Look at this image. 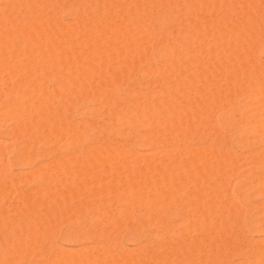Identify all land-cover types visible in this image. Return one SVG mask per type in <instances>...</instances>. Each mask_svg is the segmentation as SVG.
Returning <instances> with one entry per match:
<instances>
[{
	"label": "bare ground",
	"instance_id": "bare-ground-1",
	"mask_svg": "<svg viewBox=\"0 0 264 264\" xmlns=\"http://www.w3.org/2000/svg\"><path fill=\"white\" fill-rule=\"evenodd\" d=\"M260 56L264 0H0V264H264Z\"/></svg>",
	"mask_w": 264,
	"mask_h": 264
},
{
	"label": "rangeland",
	"instance_id": "rangeland-1",
	"mask_svg": "<svg viewBox=\"0 0 264 264\" xmlns=\"http://www.w3.org/2000/svg\"><path fill=\"white\" fill-rule=\"evenodd\" d=\"M58 13H60V12H58ZM58 13L56 14V15H58ZM61 14V15H60ZM58 16H60L59 18H61L60 20H62V22L63 23H65L66 25H69L72 21H70V20H72V19H70L68 16H66V15H64V14H62V13H60ZM57 16V17H58ZM211 16V15H210ZM70 21V22H69ZM260 59L261 60H263V62H264V56H260ZM159 62H161L160 60L157 62V65L159 64ZM161 64V63H160ZM151 81H152V83L154 82V78H150V79H148V82L149 83H151ZM78 101V100H77ZM74 102H76V101H74ZM78 103V102H77ZM74 104H76V103H73V105ZM72 105V107H74ZM78 106H76L75 105V110H77V112L76 113H82L81 111V109H79V108H77V107H80V104H77ZM98 106V104H96V105H94V107L96 108ZM99 107V106H98ZM80 110V111H79ZM217 111H219L218 109L217 110H215V117H216V119H218L219 120V114H220V112H217ZM79 113V114H80ZM82 114H80L79 116L78 115H74L73 117V119H75V122H74V120H73V123H76V121H79V122H82L81 120H82V118H84V117H82L81 116ZM77 116V117H76ZM77 119V120H76ZM72 123V122H71ZM224 131H225V133L224 134H226V135H228L229 134V131H228V129H226V128H224ZM223 131V132H224ZM6 131L5 130H1L0 131V140L2 141V143H5V142H7L8 144L6 145V146H3V145H5V144H2V147L4 148V147H6L7 148V150H8V152L11 150L10 148H11V143H10V140L12 141V139H10L9 137H8V139H6L7 138V136H5L6 135ZM264 138V137H263ZM264 140V139H263ZM10 143V144H9ZM9 145H10V147H9ZM195 145H199V146H201V145H203V144H195ZM8 146V147H7ZM198 146V147H199ZM202 147V146H201ZM231 147V148H230ZM230 147H228V148H230L232 151H234L236 154H238V155H240V156H246L245 155V152L244 151H242L241 149H237V147L236 146H234V145H232V146H230ZM6 148H4V150L6 151ZM233 148V149H232ZM8 152L7 153H5V157H10V153L8 154ZM138 152L140 153H143V155L144 156H147V154H148V152H150V151H146V150H144V151H142V150H138ZM140 153V154H141ZM241 153H243L242 155H241ZM8 154V155H7ZM149 155H150V153H149ZM148 155V156H149ZM52 157H47V156H45L43 159L41 158L40 160H39V162H38V164L39 165H45V163L46 162H48V163H50V160H53V158L51 159ZM245 163H247V162H245ZM244 162H243V164H242V166H240L241 165V163L239 164V166H240V168L241 169H243L242 167L244 166V164H245ZM47 164V163H46ZM248 164V163H247ZM247 164H245V165H247ZM248 166H250V164H248ZM239 168V170L242 172V170ZM245 168V167H244ZM237 169H238V167H237ZM236 169V170H237ZM246 169H249V167H247ZM22 170H23V172H22ZM22 170H21V167L20 168H16V167H12L11 168V175H12V177H13V179H15L16 177H18L19 176V178H16V179H22L24 176L22 175V173H24V174H27L28 173V171H30V170H24L23 168H22ZM236 170H233L234 172L236 171ZM245 169H243V171H244ZM240 171H238V172H240ZM13 172H18V173H13ZM26 172V173H25ZM231 172V171H230ZM226 173H228V171L226 172ZM236 173V172H235ZM13 175H15V176H13ZM16 175H18V176H16ZM20 175H21V177H20ZM237 174L234 176V174H232L231 173V175L229 176V175H226V177H227V181L229 182V184L231 185V184H233V186L231 185H229V187H232V188H234V186L240 181V179H238L237 178ZM228 177H229V179H228ZM234 177L237 179H234ZM16 179H15V181H16ZM236 180V181H234V180ZM17 182V181H16ZM20 182V181H19ZM20 188L22 189V190H25V191H30V190H34V188H35V186L33 185V184H28V185H20ZM231 188V189H232ZM255 193V194H254ZM254 194V195H253ZM257 201V202H256ZM264 201V199H263V197L262 196H260V195H258L257 193H256V191H249V193H248V195H247V200H246V204H244V207L245 208H247V206L246 205H249V206H251V205H253V207H255L254 205H258L259 203H261V202H263ZM249 212V211H248ZM246 213V216L247 217H249L250 219H256L257 218V215H258V212L256 213V211H252L251 213ZM258 220V219H257ZM172 222H174V221H172ZM171 222V223H172ZM175 224H179V223H176V222H174ZM173 223V225H175ZM67 226H65V225H63V226H61L60 227V229H59V235L55 238V240L54 241H52L51 243L53 244V242H54V245H56V246H59V247H62V249H65V250H76V249H78V247L77 246H75V245H73V244H71V243H66V241L62 238V236L66 233V231H67V228H66ZM103 227V229H104V227L105 226H102ZM101 227V228H102ZM107 227V226H106ZM106 227H105V229H106ZM108 229H106L107 231L108 230H110L109 229V227H107ZM180 228V227H179ZM65 229V230H64ZM102 229V230H103ZM104 229V230H105ZM183 228L181 227V230H182ZM186 229V228H185ZM65 231V232H64ZM153 232H154V229L152 230ZM185 231H187V230H185ZM189 233V232H188ZM129 234H130V232H129V230H127V229H123L122 231H121V235H120V242H121V244H122V246H123V252H128V251H126V250H129V251H131V253H133V252H135L136 251V248H137V246H139V245H144V244H146V242L148 243L149 241H148V239H142V240H140L139 242H138V244L137 245H135L134 243H132L129 239H130V236H129ZM131 235V234H130ZM196 235L197 234H195V232L194 233H190L189 235L188 234H186V238L188 239V236H191L190 237V241H191V238L193 239H196L195 237H196ZM198 236V235H197ZM250 236V240L251 241H253V242H256L257 240L258 241H260V240H264V236H260V238H259V236H257V235H254V234H251V235H249ZM129 237V238H128ZM64 241H63V240ZM260 239V240H259ZM62 241V242H61ZM129 241V242H128ZM257 241V242H258ZM64 242V243H63ZM131 242V243H130ZM56 243V244H55ZM129 243V244H128ZM175 243V242H174ZM171 245H173V242L172 243H170ZM84 246V245H83ZM82 246V247H83ZM132 247V248H131ZM134 247V248H133ZM72 248V249H71ZM79 248H81V247H79ZM139 248V247H138ZM137 248V249H138ZM230 253L232 254L231 256H230ZM226 255V260H224L223 259V261L224 262H222L223 264H226L225 262L227 261V264H237V262H238V264H240L239 262H240V260H242V262H243V258L241 257V256H237V254H234V252L232 253V251H227V252H225V254L223 255V258H224V256ZM229 257H230V259H229ZM234 261V262H233ZM31 264H36V262L34 261V263L33 262H31Z\"/></svg>",
	"mask_w": 264,
	"mask_h": 264
}]
</instances>
